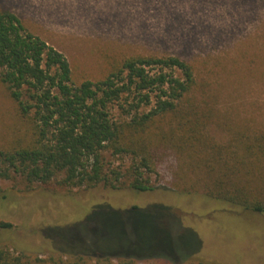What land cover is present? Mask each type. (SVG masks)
<instances>
[{
	"label": "trees",
	"instance_id": "obj_1",
	"mask_svg": "<svg viewBox=\"0 0 264 264\" xmlns=\"http://www.w3.org/2000/svg\"><path fill=\"white\" fill-rule=\"evenodd\" d=\"M120 58L102 78L77 83L66 55L0 4V81L31 132L21 141L0 145V179L21 178L28 184L57 179L69 188L102 184L111 190H154L152 174L159 165L154 148L162 146L177 151L204 181L207 201L201 200L202 209L193 218L215 221L217 211L248 219L264 216V129L231 116L218 104L222 71L235 70L239 61L219 56L210 64L208 59L198 62L177 54ZM249 58H264V51ZM211 123L228 133L227 140L215 138L208 128ZM110 156L117 165L111 166ZM92 216L87 219L93 222ZM148 224L161 232L144 219L143 228ZM13 225L0 219V232ZM216 228L227 229L221 223ZM104 242L101 246L81 239L71 250L55 236L47 256L0 243V264H139L140 259L169 264L201 250L174 248L172 242L168 248L149 242L142 246L137 239L128 245Z\"/></svg>",
	"mask_w": 264,
	"mask_h": 264
},
{
	"label": "rangeland",
	"instance_id": "obj_2",
	"mask_svg": "<svg viewBox=\"0 0 264 264\" xmlns=\"http://www.w3.org/2000/svg\"><path fill=\"white\" fill-rule=\"evenodd\" d=\"M0 4L66 55L77 83L102 78L122 56L177 54L198 62L208 59L210 64L219 56L238 60L235 70L222 71L218 104L231 116L264 129V58H249L264 51V0H0ZM241 53L248 56L230 58ZM112 110L118 114L116 106ZM208 128L218 141L227 140L229 135L219 124ZM30 133L29 121L0 81V145L21 141ZM154 152L159 159L152 174L154 190H111L102 184L69 188L57 179L34 184L21 178L0 179V219L14 224L0 232V243L47 256L55 236L71 250L81 245V239L101 246L104 241L128 245L137 239L142 246L148 242L166 248L172 242L182 250L201 246L192 258L169 264H205L202 259L264 264V216L248 219L217 211L215 221L193 218L201 200L207 201L204 181L177 151L157 146ZM108 158L111 166L119 162ZM90 216L93 222L87 219ZM144 219L161 232L152 231L149 224L144 229ZM218 223L227 229L218 231Z\"/></svg>",
	"mask_w": 264,
	"mask_h": 264
}]
</instances>
